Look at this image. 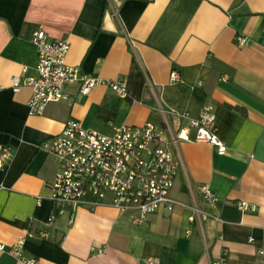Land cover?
I'll return each instance as SVG.
<instances>
[{
  "label": "crops",
  "instance_id": "obj_1",
  "mask_svg": "<svg viewBox=\"0 0 264 264\" xmlns=\"http://www.w3.org/2000/svg\"><path fill=\"white\" fill-rule=\"evenodd\" d=\"M37 30L69 40L68 65L126 82L128 96L107 86L82 96L72 85L71 101L31 116L32 89H14L13 79L24 66L34 72ZM159 106L191 119L212 106L228 148L179 146L174 210L136 225L133 213L79 206L49 223L58 160L42 145L70 120L107 137L117 127L162 126ZM1 146L13 159L0 174V244L44 231L48 238L25 244L40 264H264V0H0ZM201 185L218 201L204 202ZM238 202L257 209L240 211ZM193 206L210 220L191 222ZM0 264L17 263L0 253Z\"/></svg>",
  "mask_w": 264,
  "mask_h": 264
},
{
  "label": "built area",
  "instance_id": "obj_2",
  "mask_svg": "<svg viewBox=\"0 0 264 264\" xmlns=\"http://www.w3.org/2000/svg\"><path fill=\"white\" fill-rule=\"evenodd\" d=\"M241 45L246 43L238 38ZM38 53L34 72L23 67L20 76L13 79V88L26 85L32 89L28 103L31 116H43L53 103L69 102V86L76 85L82 96H87L98 86H107L117 97L128 96L126 82L107 81L99 76L87 75L79 67L67 64L71 49L69 40H51L44 30H37L31 38ZM172 82L180 81L177 72L171 74ZM165 123L157 126L146 123L142 126L115 128L112 137L84 129L75 120L65 124L63 131L42 145V150L58 160V172L49 183L50 199L54 212L52 223L68 213V208L86 206H109L121 214L133 213V223L144 224L148 218L162 210L172 212L176 202L171 191L183 166L179 146L183 143H201L214 146L220 154L228 150L220 139L217 116L212 106L203 108L200 116L191 119L159 106ZM184 120L188 123L183 124ZM13 159L10 147H0V174ZM201 199L213 204L218 201L209 185L198 188ZM186 206V205H183ZM240 211H256V206L238 202ZM191 222H206L210 215L197 206L190 207ZM220 219H216L219 221ZM48 233L31 231L15 244H0V253L11 255L17 264H40L25 253L28 239H46ZM224 259L220 263L223 264ZM148 264H155L149 260Z\"/></svg>",
  "mask_w": 264,
  "mask_h": 264
}]
</instances>
